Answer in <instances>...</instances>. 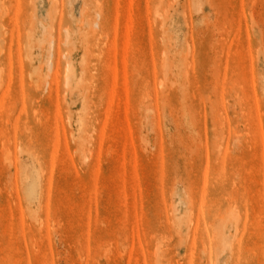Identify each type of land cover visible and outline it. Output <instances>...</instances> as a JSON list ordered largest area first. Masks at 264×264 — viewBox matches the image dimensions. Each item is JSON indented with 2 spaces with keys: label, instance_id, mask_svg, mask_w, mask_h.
Masks as SVG:
<instances>
[{
  "label": "rangeland",
  "instance_id": "obj_1",
  "mask_svg": "<svg viewBox=\"0 0 264 264\" xmlns=\"http://www.w3.org/2000/svg\"><path fill=\"white\" fill-rule=\"evenodd\" d=\"M0 264H264V0H0Z\"/></svg>",
  "mask_w": 264,
  "mask_h": 264
}]
</instances>
